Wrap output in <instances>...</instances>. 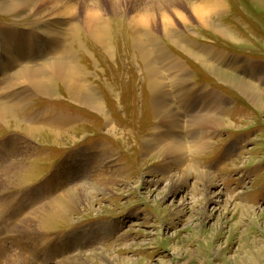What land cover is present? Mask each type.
<instances>
[{
    "label": "rangeland",
    "instance_id": "rangeland-1",
    "mask_svg": "<svg viewBox=\"0 0 264 264\" xmlns=\"http://www.w3.org/2000/svg\"><path fill=\"white\" fill-rule=\"evenodd\" d=\"M10 1L28 4L17 12L0 11V63L5 62L0 80L9 86L4 90L0 81V101L10 113L0 119V264H11L13 255L26 264H264V107L258 108L232 87L234 103L236 96L260 113H241L247 121L236 120L231 127L239 131L226 128L216 137L217 148L221 144L225 151H185L194 145L179 135L183 128L181 119L177 122L176 80L179 63L191 64L190 55L177 42L192 51L208 44L216 49L217 44L230 51L219 56L235 60L241 59L240 53L264 58V0H220L211 9V20L236 41L205 29L188 0H168L165 6L173 20V41L164 36L160 15L156 26L138 27L143 34L151 32L143 37L146 44L154 41L162 48L163 52L148 49L156 66L169 67V76L175 72L166 87L170 104L160 114L132 39L136 26L128 22L136 10L129 7L125 16L115 15L110 2L103 0L104 18L96 24L105 26L104 41L112 53L90 34L85 8L64 24L58 42L50 32L47 40L55 42L53 47L48 44L40 51V43L46 42L41 34L44 24L53 19H41L49 0H0V4ZM124 1L126 6L134 2ZM38 11L43 16H35ZM11 26L21 27L16 29L19 35L11 32ZM61 58L77 63L79 79L98 94L105 114L74 101L59 76L53 87L56 95L47 96L16 75L25 68L41 70ZM257 73L258 78L264 67ZM257 86L264 92V80ZM148 114L156 135L149 133ZM141 116L146 118L140 126ZM30 118L39 124L46 119L49 125H41L45 133L33 136L16 127L17 122L27 127ZM54 123L58 127L50 126ZM49 130H59L60 138ZM174 137L181 140L177 138V143ZM178 144L182 151L163 152ZM77 186L71 210L43 227L41 219L56 202L66 204L65 197ZM5 225L10 231L3 230ZM74 234H80V240L86 236L82 244L72 243Z\"/></svg>",
    "mask_w": 264,
    "mask_h": 264
},
{
    "label": "bare ground",
    "instance_id": "bare-ground-1",
    "mask_svg": "<svg viewBox=\"0 0 264 264\" xmlns=\"http://www.w3.org/2000/svg\"><path fill=\"white\" fill-rule=\"evenodd\" d=\"M108 2H110V5L112 6V9H113L112 12L115 15L123 12V16H125L124 14L127 11L126 8H129V7L136 10V14L133 17L130 16L129 17L130 20L128 21L130 23V25L132 26V28H134L136 26L135 32H137V33L135 36L132 37L133 42H134V46L140 50L142 61L145 65L144 68L148 72L149 86L151 87V89L154 92H156V93L158 92L157 94H159L158 96L161 98L160 100H158V103L156 102V104H158V107L156 106L157 112L160 114L163 109L165 111H167V106L169 105V98H168V95L166 93V89L164 87V82H163L161 73H160L158 67L156 66L155 62L150 57L151 52L148 49H150L151 51H154V50H159L160 52H163V51H162V48H160L159 44L154 42V41L151 42L150 44H146L145 41L143 40V37H146L147 35H151V32H150V34H147V31H145L143 34V32L140 30V28L147 27L150 25L156 26L157 25V18L160 15L162 18V21L164 22V27H165L163 34L168 39L172 40L173 34H172V31L170 30V26H172L171 23L173 22V20H171V17L168 15V13L166 14V12H165L166 11L165 6L167 4H169L168 0H134L133 3L131 2L130 6H126V4H125L126 2L124 0L123 1L122 0H108ZM187 2L191 5V8H192L194 14L201 21V24L205 27V29L212 31L215 35H219L221 37H224V38H227L230 40L234 39L233 37L231 38L227 33H225L222 30V28L217 25V23H215V22H213V20H211L212 14H213V13L211 14V11H212L211 9L217 7L218 6L217 3H219V4L221 3L220 0H213V1H210V0L209 1L208 0H188ZM198 2H199V4H202V7L196 5V4H198ZM49 3H50L48 6L49 10L46 13L44 12V14H43L44 16L41 14L42 13L41 11L40 12L38 11L35 14V16L41 14V16H43V18L41 17V19H52L53 18L51 20V22L49 21L48 24L47 23L44 24V30L41 32V34L44 38L43 40H46V42L44 41V42L40 43L41 44L40 48H39L40 51L41 50L43 51L47 47L48 44H49L48 47H53V45H54L53 43H55L56 41L58 42L59 39L61 38L62 32H64V29H65L64 24L68 21V19L73 18L74 16H77L79 14L80 9L85 8V10H86L85 22H86V26H87L90 34L94 38H96L97 40H99L101 42V44H102V46L106 52H108V53L113 52L112 47L109 46L107 44V42L104 41V39L107 38V34H108L107 30L105 29V26L104 25L100 26V25L96 24L97 21L100 20L101 16L104 15L103 10H102L103 0H49ZM27 4H28L27 1H23V2H11L10 1V2H6V3H1L0 4V11L3 13L17 12L19 10L27 8ZM216 4H217V6H216ZM209 14H211V15L209 16ZM102 18H104V17L102 16ZM108 21L109 20H106V23L108 25L107 27L109 28ZM163 22H161V24ZM131 26H130V28H131ZM138 27H140V28H138ZM73 31L77 33L79 30L74 29ZM50 32H51V34L55 33V42H50V41L48 42L47 39L50 37ZM4 39H5V47H7V45L10 43L9 36H7V34H6V36L4 35ZM234 41H236V40H234ZM177 44H179V43L177 42ZM153 47H155L154 50L152 49ZM73 64H72V62L70 63L68 60L61 58V59H58L55 61H50V63H47V65H45L43 68H41V70L40 69H34V68H25L24 70L18 71L16 73V75H17V77H20V79H22L23 82L24 81H27L28 83L30 82L35 88H37L39 90L40 93L47 95V96L56 95V91L54 90L53 87H54L55 82L57 81V78L59 76L60 82L62 81L65 92L67 93V95H70V97L74 101H76L82 105H85V106L89 107L90 109H93L95 111H98L100 113L105 114L104 105H103V103H101L100 99L98 98V94L96 95L95 92L90 91V89H87L86 86L83 85V83L81 82V80L79 79V76H78V75H81V72L77 68L78 67L77 63H73ZM2 67H5V62L0 63V71H1ZM43 70H47V73H45L44 76L40 74V72ZM54 70H55V72H56L55 74L57 76L55 74L51 73V71L54 72ZM76 70H78V72ZM213 71L224 82H226L227 84H230L231 86L237 88L253 104L257 105L258 108L264 107V92L259 87H257L256 85H253L251 83H248L247 81H245L241 78L231 76V75H229L223 71H218V70H213ZM147 72H146V74H147ZM58 94L59 93L57 92V95ZM157 99H159V98H157ZM4 106H5V102L0 101V119H2V120H5L7 114H10ZM16 106H17V103H15L14 109L16 108ZM30 119H31V122L36 121V118H30ZM177 122H179V121H177ZM106 123L110 126L108 121ZM38 124L39 123H37V122H32L31 124H28L27 127H24V126L21 127V124L17 122L16 127L22 128L28 134L33 135V136L35 134L45 133V132H43V131H45V129L41 128V125H49V122L46 119H43V120H41V123L39 125ZM50 126L58 127V125H56L55 123L51 124ZM49 131L51 132V134H54L57 138H60L59 136H61V132L59 130H57V131L49 130ZM170 136H171V134H170ZM177 138H175V139H177ZM178 139L176 140L177 143H178ZM179 140H181V139H179ZM180 146L178 144V146H176L175 148H172V150H170V148L169 149L165 148L163 150V152L166 154L171 153L172 151L174 153H177L176 151L181 150ZM171 147H173V146H171ZM158 148H159V146H158ZM183 177L186 178L187 175L184 174ZM178 179H179V177H177V179L174 180L173 183L176 182ZM209 183L211 185L213 184L211 179L209 180ZM179 184H182V183L180 182ZM77 188H78V186L76 188L72 189L67 194V196L65 197V198H67L66 204L65 203L63 204V203L58 201L54 204V206H52L51 211L47 215L45 213L46 216H44L41 219V224L43 227H49L50 223H51L50 220H55V218H57V217L58 218L62 217L64 215H66V213L68 211L71 210L70 208H72V207L70 206V202H71L70 200L71 199L73 200L75 198V196H76L75 195V193H76L75 189H77ZM245 212H246V210H245ZM3 230H5V232H6V230L10 231V228L5 225ZM1 232H2V230L0 228V233ZM79 236H80V234H77V235L74 234L72 236L73 237L72 238L73 244L80 245L83 243V239L86 236H84V238H82V240L78 239ZM67 244H68V242H67ZM78 247H80V246H78ZM17 256L13 255L11 264H26L23 260H21ZM103 257H105V255ZM105 261H106V259H105Z\"/></svg>",
    "mask_w": 264,
    "mask_h": 264
},
{
    "label": "crops",
    "instance_id": "crops-1",
    "mask_svg": "<svg viewBox=\"0 0 264 264\" xmlns=\"http://www.w3.org/2000/svg\"><path fill=\"white\" fill-rule=\"evenodd\" d=\"M221 28L232 38L230 33H228L223 27ZM231 40L234 41L235 39ZM214 46L218 49L217 55L215 54V47H212L209 44L206 46L203 45L204 48L200 47L197 50L192 51L188 50L183 43H179V48L191 57V67H180L183 65L179 64V70L176 75L177 84L179 86V122L181 119L183 128L182 133L180 132L179 134L184 138L189 137V140L186 138V144L189 142L193 145H199L196 150L200 152L223 151L225 149H223V145L220 144L221 148L220 146L217 148V143L215 141L216 137L220 136L222 131L226 128H228L229 131H232V129L234 131H239L237 127H231L232 125L235 126L236 120L237 123L247 121L248 116H243L241 113H248L249 111L260 113L257 107L250 102H247L248 104H243L236 98V96H234L236 100L234 103L232 90L235 93L236 90L232 88L233 86L219 78L213 70L223 71L231 76L241 78L248 83L257 86L264 80V73L259 74L260 76H258V78L255 77L258 74L257 71H259L261 67H264V58L255 57L256 54L248 55L246 53H240L239 56L241 59L238 60L231 59L229 56L221 57L219 56L220 52L227 51L229 53L230 51L225 47L219 48L217 44ZM250 57L253 59L251 61L255 62L247 60V58L249 59ZM257 59L261 60L259 61ZM234 63L237 67H235ZM159 65L163 66L162 63H159ZM258 65L260 66L256 67ZM158 69L161 73L164 87L166 89L169 85L168 82L174 80L175 72L172 71L173 73L169 76V67H158ZM146 72L147 71L144 68V78L148 83L149 76L148 72L147 74ZM254 77L257 80H255ZM170 86H174V82L173 84H170ZM257 87L260 88V86ZM149 88L153 92V95H151L154 96L155 106H158L156 102L158 103V100L161 98L158 96V92H154L150 86ZM166 93L168 95L167 90ZM237 115H239L238 119H234L233 117ZM148 118L151 121V124L148 127L151 128L150 126H152L153 118L150 114L148 115ZM222 123H225L226 126L216 127L221 126ZM163 126L164 125L162 124L160 125V127ZM221 128L222 130L219 131ZM169 134L174 133L171 131ZM186 150H188V148H185V151Z\"/></svg>",
    "mask_w": 264,
    "mask_h": 264
}]
</instances>
